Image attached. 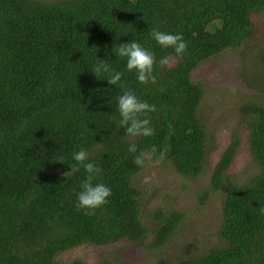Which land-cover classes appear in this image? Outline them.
<instances>
[{
	"label": "trees",
	"instance_id": "16d2710c",
	"mask_svg": "<svg viewBox=\"0 0 264 264\" xmlns=\"http://www.w3.org/2000/svg\"><path fill=\"white\" fill-rule=\"evenodd\" d=\"M153 29L181 34L189 54L171 67L157 64L156 83L144 85L112 49L135 40L157 61L174 56L152 39ZM257 39L264 72V0H0V264H90L59 257L86 244L148 236L153 251L168 245L183 215L163 208L142 212L146 192L134 179L144 167L135 165L129 145H156L164 157L150 162L201 181L211 142L200 114L206 92L193 72ZM99 59L123 73L122 82L139 99L156 105L154 136L130 138L117 127L123 90L107 82L108 74L97 79L90 71ZM239 113L248 134L234 136L208 186L197 192L200 205L211 196L222 200V245L160 264H264L263 99L245 103ZM243 145L256 172L240 181L230 171ZM80 149L103 169L94 183L112 192L95 215L76 207L87 173L61 175ZM61 158L65 163L55 162Z\"/></svg>",
	"mask_w": 264,
	"mask_h": 264
},
{
	"label": "rangeland",
	"instance_id": "374dc122",
	"mask_svg": "<svg viewBox=\"0 0 264 264\" xmlns=\"http://www.w3.org/2000/svg\"><path fill=\"white\" fill-rule=\"evenodd\" d=\"M56 3L65 0H32ZM263 41L255 40L244 47L226 51L202 64L193 72V79L200 82L205 97L200 114L208 129L211 151L208 165L201 181L175 174L166 164L146 161L143 170L135 177L134 184L146 192L142 212L157 209L174 210L183 215L179 230L171 242L159 251L149 248L150 236L138 242L122 241L108 246L83 245L62 254L59 260L70 262L82 259L90 264L108 261L115 264H160L198 255L216 245L222 220V200L211 196L200 205L197 192L205 189L221 156L234 136L245 139L246 123L240 116L245 103L263 99L264 72L257 62ZM175 62V61H174ZM172 63V65L174 64ZM230 174L240 181L256 172L246 145L241 146Z\"/></svg>",
	"mask_w": 264,
	"mask_h": 264
},
{
	"label": "clouds",
	"instance_id": "9594fccd",
	"mask_svg": "<svg viewBox=\"0 0 264 264\" xmlns=\"http://www.w3.org/2000/svg\"><path fill=\"white\" fill-rule=\"evenodd\" d=\"M150 35L162 48L173 49L175 55H168L157 61L153 52L135 40L130 43H121L118 48L112 49L116 56L126 59L127 70L135 71L138 82L144 85L156 83L154 72L157 64L161 68L171 67L175 58H182L189 54L188 44L181 34L153 29ZM90 71L97 79H100L102 74H108L107 82L123 90V94L117 98V111L120 118L116 124L119 129L125 130V136L130 138L154 136L155 129L151 126L150 114L157 111L156 105L139 99L134 91L127 88L126 81L122 82L123 73L113 70L107 60L99 59V62L94 64ZM128 151L134 154L133 162L138 167H144L146 161H151L154 158L162 159L165 154L156 145H152L148 149H138L134 142L129 145ZM72 158L76 163L70 166V171H65L61 175L66 180L72 178L81 169L87 173L82 182L81 191L77 195L76 207L78 210H83L85 215H95L98 209L109 203V197L112 195L111 189L107 185L94 183L102 174L103 169L90 160V154L85 149L74 152ZM55 162L65 163L63 158ZM261 211L264 212V208Z\"/></svg>",
	"mask_w": 264,
	"mask_h": 264
}]
</instances>
